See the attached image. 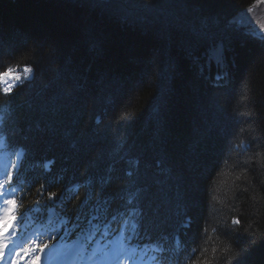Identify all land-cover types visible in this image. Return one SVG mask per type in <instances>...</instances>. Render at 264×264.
I'll use <instances>...</instances> for the list:
<instances>
[{"label":"trees","instance_id":"obj_1","mask_svg":"<svg viewBox=\"0 0 264 264\" xmlns=\"http://www.w3.org/2000/svg\"><path fill=\"white\" fill-rule=\"evenodd\" d=\"M83 2L0 0V24L14 32L51 38L59 48L58 62L51 66L37 63L31 46L24 50L25 45L14 39L0 53V73L10 66L32 64L36 68L34 78L14 89L11 98L0 87V111L5 112L11 138L25 144L38 160L54 159L51 175L42 173L38 185L45 183L57 194L62 188L75 191L73 182L103 179V174L94 172L98 164L123 156L139 159L138 169L129 178L157 177L167 192L172 182L167 178L182 171L181 161L191 156L197 142L201 149L211 144L207 170L189 177V195L195 202L190 212L199 242L189 264H236L246 250L250 251L248 264H264V31L260 28L264 2L110 0V6H77ZM216 19L245 21L225 45L223 70L228 83L221 89L211 87L210 75L222 71L215 50L208 44L191 43L196 31L206 24L212 26ZM153 52L161 55L159 71L150 62ZM106 72L111 73L113 84L98 96L95 107L91 103L81 106L79 99L93 88L99 90L98 81ZM117 81L126 84L120 88ZM167 89L178 99L171 102ZM107 92L115 103L104 102ZM46 94L59 96L67 109L60 130L41 136L36 130L41 119L38 106ZM190 100L195 106L188 120L182 121L181 105ZM117 106L125 119L119 128L108 123ZM167 113L172 120L166 119ZM95 115L101 122L91 123L88 136L93 142L85 147L81 130ZM217 125L223 126V134ZM167 130L186 137L171 141ZM205 131L208 135H201ZM124 161L114 175H123L128 164ZM135 180L123 184L133 186ZM88 190L85 186L77 189L82 207L77 212L102 207L95 202L102 195L88 194ZM157 204L163 216H172V204L163 195ZM237 219L239 225L233 223ZM174 221L160 228L143 222L149 230H165Z\"/></svg>","mask_w":264,"mask_h":264},{"label":"snow or ice","instance_id":"obj_2","mask_svg":"<svg viewBox=\"0 0 264 264\" xmlns=\"http://www.w3.org/2000/svg\"><path fill=\"white\" fill-rule=\"evenodd\" d=\"M146 2H150V0H146ZM261 2H264V0H261ZM77 6L92 8L110 6V0H84L83 3H79ZM248 11L250 12L251 9H248ZM244 24V20L224 21L216 19L212 26L206 24L196 31L195 39L191 42L192 46L208 44L211 49L215 50L217 63L222 68L221 73L217 74L215 80L212 82V87L215 89L224 88L228 83L227 72L223 70L226 68V56L224 55L226 51L225 45L227 43H231V41L239 33L240 29L238 28V25ZM260 28L261 31H264V24H261ZM13 39L16 43L24 44V50H27L30 45L31 50L38 58L37 63L51 66L58 62L59 48L57 43L51 38L44 39L25 32H14L13 30L6 28L3 24H0V53H2L5 46L10 44ZM217 45H219V47H217ZM92 46L94 48H99V45L96 43H93ZM150 62L153 69L155 71H159L161 55L158 52H153ZM169 67L173 76H175V68L171 65ZM25 71L32 72V69L26 68ZM22 80L23 78L20 75H14L12 69L10 68L7 71L0 73V84L4 85L2 91L10 98L14 89L17 87L22 88L24 86ZM13 81L16 83H13ZM116 83L119 84L120 88H123L126 81H117ZM98 84L102 86L99 90L93 88L90 92L86 93L84 97L79 99L81 106H87L91 103L92 106L95 107L98 96H100L101 93H104V89L106 87L113 84L111 73L106 72L102 75ZM103 99L107 105L115 103V98L111 92L104 94ZM60 101L61 98L59 96H52L51 98H48L46 94L41 104L38 106V110L41 113V119L36 124V130L41 134V136L55 135L60 130L62 117L67 109V105L61 103ZM119 108L120 106H117L111 116V119L108 121L109 125L112 127L119 128L125 123L124 117L120 115ZM100 122V117L95 115L93 116L91 122L84 124V127L81 130V141L85 147L89 143L93 142L92 138L88 136V129L91 127V123L99 124ZM216 127H218L220 133L223 134V126L217 125ZM201 135L207 136L208 133L205 131ZM211 153V144H206L204 148L201 149L199 142H197L196 146L193 148L191 156L187 160L181 161L182 171L176 176H169L167 178L172 181L171 184L168 185L167 192H165L161 187V184L164 182L154 176L150 177L145 175L142 178L138 177L132 182L133 185H139L136 188L135 194L141 196V216L149 227H158L160 224L167 223L170 219L174 218L179 223V226L186 232L192 229L195 220L193 215L190 214V210L195 207V202L189 195V177L192 174L200 173L202 170H207L208 161L212 156ZM8 167L14 168L15 165L9 164ZM5 175L6 182L13 179L10 173L6 172ZM127 176L132 177V172L129 171ZM208 180L211 181V176L208 177ZM57 195L58 194L54 192L48 193V199L54 201L57 198ZM162 195L172 204L173 213L171 217L163 216L160 212L157 201L161 199ZM0 199H3L5 204L8 205L5 213L0 216V236L5 234L10 235L18 224L23 223L25 217L23 213L19 216L16 215L19 207L18 201L14 198H10L9 190L5 189L4 185H0ZM37 205H39V202H37ZM50 207V205L47 206L49 210ZM36 211L40 212L39 206H37ZM83 211L84 210H82V214ZM93 211H97V209H94ZM233 223L239 225L241 221L237 219L234 220ZM201 229H203V222L201 224ZM55 239V236H50L49 241L43 243L38 242L37 240H32L27 247H22L19 251L15 252V255L20 257L24 264H41V257L46 255V250L50 249L52 244L51 241H54ZM8 247V245L0 246V248ZM53 251L55 258L67 254L63 251L57 250L56 248ZM249 256L250 251L246 250L244 254L237 258L236 264L237 262H240V264H248ZM4 258V252L0 251V261ZM16 264H20V260H17Z\"/></svg>","mask_w":264,"mask_h":264},{"label":"rangeland","instance_id":"obj_3","mask_svg":"<svg viewBox=\"0 0 264 264\" xmlns=\"http://www.w3.org/2000/svg\"><path fill=\"white\" fill-rule=\"evenodd\" d=\"M10 69H12V71H13V74L14 75H20L22 78H23V80H22V83L23 82H27V81H29V80H31L33 77H34V75L36 74L35 72H36V68L32 65V64H28V65H22V66H11V67H9ZM9 68H7V70L9 69ZM26 68H31L32 69V72H26L25 71V69ZM6 70V71H7ZM170 77V71L169 72H167V78H169ZM66 80V79H65ZM13 83H16L15 81H13ZM90 83H92V81H89L87 84H90ZM0 86H1V89L4 87V85L3 84H0ZM89 86H88V90H89ZM122 90H124V89H122ZM127 89L125 88V91H126ZM168 93H166V97H168L169 99H170V101L171 102H174L175 100H177L178 98L177 97H171V95L169 94L170 92H169V89H167L166 90ZM167 98V99H168ZM184 103H185V105L184 104H182L181 106H182V109H183V117H180V119H182V121L184 120V121H186V120H188V118L190 117V114L192 113V108H193V106H195V104H194V100H190V102H186V101H184ZM196 103V102H195ZM199 106V105H198ZM170 109V108H169ZM171 112V111H170ZM173 113H174V111H172ZM198 112H199V109H198ZM168 114V113H167ZM200 115V114H199ZM168 116V117H167ZM185 116V117H184ZM177 117V116H176ZM171 117L169 116V114L168 115H166V119H170ZM170 120H172V119H170ZM189 130V129H188ZM185 132H186V130H185ZM188 132V131H187ZM186 132V133H187ZM166 135H169L170 137H171V141H175V142H178V141H180L179 139H177V138H179L181 135H185V134H181L180 132H178V134L177 133H175V130H167L166 131ZM185 137H186V135H185Z\"/></svg>","mask_w":264,"mask_h":264}]
</instances>
